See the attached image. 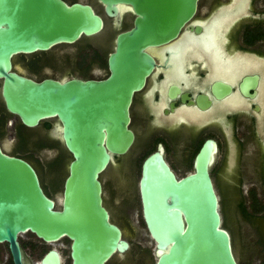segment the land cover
Returning a JSON list of instances; mask_svg holds the SVG:
<instances>
[{
	"label": "water",
	"instance_id": "95a60500",
	"mask_svg": "<svg viewBox=\"0 0 264 264\" xmlns=\"http://www.w3.org/2000/svg\"><path fill=\"white\" fill-rule=\"evenodd\" d=\"M103 1L113 15L115 2L129 0ZM135 4L141 16L135 28L118 35L107 78L36 81L13 71L15 55L95 36L104 20L81 2L0 0V94L5 107L29 127L54 121L52 135L71 155L57 208L35 167L0 142V243H8L14 264H62L56 249L38 263H25L19 237L27 232L47 243L71 237L73 264H106L129 248L104 205L101 176L114 155L126 154L133 145L130 104L155 63L145 49L176 36L195 13L197 0ZM213 150V142L207 141L196 156L195 171L181 178L160 151L145 158L139 192L155 264H239L209 171Z\"/></svg>",
	"mask_w": 264,
	"mask_h": 264
},
{
	"label": "flooded vegetation",
	"instance_id": "af4514ba",
	"mask_svg": "<svg viewBox=\"0 0 264 264\" xmlns=\"http://www.w3.org/2000/svg\"><path fill=\"white\" fill-rule=\"evenodd\" d=\"M65 1L89 4L104 20V28L95 36L66 44L63 56L69 64L78 58L82 65L80 74L71 72L57 77L51 73L50 66H54L50 62L54 63V57L50 56V50L15 55L13 71L36 81L107 78L110 75L108 59L116 49L118 35L135 28L141 16L135 3L148 0L115 2L113 15L109 14L103 0ZM175 9L177 15V7ZM145 51L155 63L143 87L134 92L130 104L129 128L135 136L133 145L126 154L114 155L103 173H107L110 182L118 187L112 192L128 197L127 181L137 177L140 180L145 158L155 151L162 153L178 178L194 172L198 152L207 141H212L214 150L209 171L214 184L218 178L236 182L233 184L236 190L232 186L224 185L223 188L229 210L230 206L235 207L234 212H230L237 225L238 238L225 223L223 226L232 236L236 259L239 264H264V0H197L195 13L176 36L167 42L150 45ZM69 69L70 66L67 72ZM2 81L0 79V84ZM54 127L55 122L50 119L33 127L25 125L18 115L6 109L0 94L2 147L35 167L44 191L59 208L68 166L61 175L51 173L64 163L62 155L50 157V150L56 145L50 143L51 138H55L52 135ZM7 133L14 135L18 149L37 152L40 159L52 167L49 181L53 192L47 189L46 179L33 157L8 149L3 141ZM103 174L104 205L111 222L121 228L129 242L125 252L115 253L106 264H150L151 259L147 263L143 256L145 253L150 256L152 252L145 246L146 240L151 238L140 192L141 215L136 220L134 211L126 205L131 202L130 197L115 211L113 205L117 206L118 202L105 194ZM236 194L239 200L232 205L229 196ZM23 235L19 240L24 262L34 263L28 258L26 243L21 240H31L29 245L32 246L34 240L44 239L32 232ZM58 240L50 244L67 245L68 264H73V239L65 235ZM134 240L143 241L135 244ZM46 243L43 241L41 246ZM6 244L9 258H0V264H14ZM51 249L58 250L64 264L62 250L51 246L47 252Z\"/></svg>",
	"mask_w": 264,
	"mask_h": 264
},
{
	"label": "rangeland",
	"instance_id": "374dc122",
	"mask_svg": "<svg viewBox=\"0 0 264 264\" xmlns=\"http://www.w3.org/2000/svg\"><path fill=\"white\" fill-rule=\"evenodd\" d=\"M66 47H68V46H66V44L65 45L61 44V45L56 46L52 50H50V56L54 57V59H53L54 63L50 62V65L54 66V67L50 66V72L53 73L54 75H56L57 77H63V76H65V74L71 73V72L80 74V72L82 70V65L78 62V58H75V61H72V64H69V61L66 59L65 56H63V51L65 50ZM69 66H70V69H69V72H67ZM51 139L52 140H50V143L53 146L55 144L56 145L52 150H50V157L53 158V157H56L59 155H62L64 157V163H62V165L59 168L55 167L51 173L52 174L54 173L56 175H58V174L61 175L65 171L66 166H68L69 160L71 159V155L67 152V150H65V148L63 147V145L61 144V142L59 141L58 138H51ZM3 141L5 144H7L9 146L8 149L10 151L21 152L22 154L24 153L25 155L31 156L35 159V161H36V163L40 169L41 175L43 176L44 179H46L45 181H46L47 189L49 190V192L50 191L53 192L54 188L50 187V181H49L50 180V167L51 166L46 161H44L43 159H40L37 152H32L30 150H22L21 151L20 149H18L17 145L15 144V137L13 134L7 133L4 136ZM57 143H59V144H57ZM234 170H235V167H234ZM103 175H104L103 179L105 181V186H106L105 194L107 195V197H109V196L115 197V200L118 202L117 206L113 205L115 211L117 210L118 205L122 206L120 204L123 203L125 200L128 201L129 200L128 198L130 197V198H132L131 202H129V204H126V205H127V207H131V209L134 211L136 220L140 219L141 204H140V197H139V177H137L136 179H134V178L129 179L127 181L126 187L128 189H130V192L128 194L129 196L124 198L123 196H121V195H123V193L121 194L118 192L117 193L112 192V189L114 187L116 189H118V187L110 182L109 176L107 175V173L103 174ZM117 181L120 184L119 178H117ZM234 183H236V182L231 181V180H226V181L222 180L221 181V179H219V178L215 180V185L217 187L219 198H220V212L222 215L223 225L225 223V225L230 227L233 230L235 237L238 238L237 237V235H238L237 225H236V223H234L235 219L233 217L231 218V216L233 215L232 212H234L233 209L235 207L230 206L231 207L230 210H233L232 212H230V210L228 208V202L227 201L225 202V195H224V190H223L224 185L227 187L232 186L234 188V190H236V185H233ZM124 186H125V184H124ZM113 191H114V189H113ZM229 198H230V201H232V203H231L232 205H236L238 200H239L237 194L235 195V197L229 196ZM233 203H235V204H233ZM128 233H130L129 229H128ZM143 234L147 235L146 230H143ZM23 236H25V234ZM140 241L142 242L143 240H134V243L139 244ZM146 241L148 243H145V246H147V249L149 248L150 252H152L151 255L153 254V257H151V255L148 256L149 253H145L143 255L145 258H147L146 259L147 261L145 260V262L148 263V262H150V259H151L150 264H155L154 243L151 240H146ZM21 242L26 243V245H27L26 246V252H27L28 258L31 262H34V263L40 262L41 259L43 258V256L45 255V253L47 252V250L51 246H53L54 248H60L62 250V252L64 253V257H63L64 264L69 263L68 256H67V249H66L67 245H63L62 242L61 243L60 242L54 243L52 245L50 243H46V244H44L43 247L41 246V243H43V241H41V240H34V245H32V246L29 245L31 240H21ZM0 251H2L0 258H2V257H4L5 259L9 258V253H8V248H7L6 243L0 244Z\"/></svg>",
	"mask_w": 264,
	"mask_h": 264
}]
</instances>
